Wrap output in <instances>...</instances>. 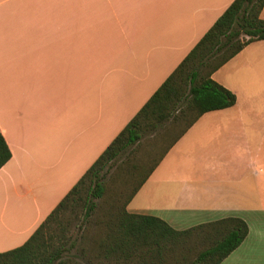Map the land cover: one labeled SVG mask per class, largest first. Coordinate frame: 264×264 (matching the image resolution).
<instances>
[{
  "label": "crops",
  "instance_id": "obj_1",
  "mask_svg": "<svg viewBox=\"0 0 264 264\" xmlns=\"http://www.w3.org/2000/svg\"><path fill=\"white\" fill-rule=\"evenodd\" d=\"M233 1L0 0V134L11 152L0 253L28 240ZM211 78L235 105L203 114L126 211L176 230L239 218L247 237L220 264H264V40ZM154 148L147 135L127 150Z\"/></svg>",
  "mask_w": 264,
  "mask_h": 264
},
{
  "label": "trees",
  "instance_id": "obj_2",
  "mask_svg": "<svg viewBox=\"0 0 264 264\" xmlns=\"http://www.w3.org/2000/svg\"><path fill=\"white\" fill-rule=\"evenodd\" d=\"M264 0H234L28 240L0 264H220L244 241L234 217L176 230L126 207L168 149L205 113L235 105L212 74L264 40ZM151 135L159 148L127 150ZM160 145V146H159ZM11 152L0 134V169Z\"/></svg>",
  "mask_w": 264,
  "mask_h": 264
},
{
  "label": "rangeland",
  "instance_id": "obj_3",
  "mask_svg": "<svg viewBox=\"0 0 264 264\" xmlns=\"http://www.w3.org/2000/svg\"><path fill=\"white\" fill-rule=\"evenodd\" d=\"M220 74H222L223 75V72L222 73H220ZM218 78H221V75H218ZM158 151H162V150H155V148H154V150H137V154H138V156H142V154L144 155V156H146L147 154H151L150 156V158L152 159V158H154V157H156L155 156V154H156V152H158ZM146 158H147V156H146Z\"/></svg>",
  "mask_w": 264,
  "mask_h": 264
}]
</instances>
